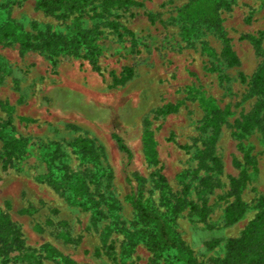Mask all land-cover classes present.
<instances>
[{
	"label": "rangeland",
	"instance_id": "374dc122",
	"mask_svg": "<svg viewBox=\"0 0 264 264\" xmlns=\"http://www.w3.org/2000/svg\"><path fill=\"white\" fill-rule=\"evenodd\" d=\"M191 1L90 0L79 10L48 13L37 7V0H0V22L11 17L34 35L72 37L80 26L96 29L105 40L98 68L84 56L85 49L54 63L46 52L22 54L18 42L0 41V122L11 119V125L0 127V207L21 227L28 247L49 244L78 264H150L153 253L144 243L122 262L123 234L113 231L105 237L104 229L140 226L132 204L139 193L137 175L148 178L144 199L160 204L152 177L160 166L174 192L191 186L187 198L200 210L181 211L174 226L201 263L224 258L229 240L239 237L259 211L264 131L240 133L234 121L259 98L250 80L264 63V0H225L219 9L228 44L240 60L235 66H227L225 42L217 30L201 22L193 26L180 13ZM151 14L158 16L154 22ZM112 24L121 32L132 31L137 43L129 42L128 33L120 38ZM175 44L180 50L172 49ZM209 100L229 111L211 151L221 160L222 173L199 167L198 154L208 135L200 127ZM169 103L180 107L161 113ZM150 132L158 165L146 156ZM115 134L129 152L119 148ZM18 137L34 144L4 170L3 139ZM79 138L89 141L87 157L75 147ZM55 148L59 153L50 162L47 153ZM243 170L249 180L237 194L246 209L229 224L225 210L236 196L230 177L239 178ZM204 205L206 216L201 214ZM112 242L114 250L106 247ZM19 257L9 264H37ZM40 264L59 263L45 259ZM156 264L167 263L161 258Z\"/></svg>",
	"mask_w": 264,
	"mask_h": 264
},
{
	"label": "trees",
	"instance_id": "16d2710c",
	"mask_svg": "<svg viewBox=\"0 0 264 264\" xmlns=\"http://www.w3.org/2000/svg\"><path fill=\"white\" fill-rule=\"evenodd\" d=\"M89 1L37 0V7L48 13L59 10L74 11L82 9ZM225 3V0H192L180 9V13L188 18L193 23V26L201 22V24H205L215 31L217 30L225 42L222 55L226 60L227 66H235L240 63V60L228 44L229 38H227L226 33L223 31L219 17V9ZM149 17L154 22L158 16L155 17L151 14ZM112 25L115 27L120 38L125 33H128L131 36L129 42L137 43V38L132 31L124 29V32H121L116 24ZM99 36L100 33L96 29L86 30L80 26L76 28V33L72 37L55 32L46 35L39 32L34 35L31 32L25 31L21 24L11 17L3 19L0 22V41L11 40L18 42L22 54L29 50L46 52L54 63L61 55H79L81 49H85L84 56L92 65L98 68V57L104 50L105 44L104 38H100ZM168 37L162 36V38ZM170 41H172L171 38ZM256 43L260 44L261 40L256 39ZM172 49L180 50V47L175 44L172 46ZM125 71L128 75H131L133 68L128 67ZM250 84L259 98L255 107L247 115L234 121V126L240 133H248L254 128L264 131V63L253 74ZM206 104V115L200 129L206 131L208 135L203 142L204 148L200 149L198 154L200 157L199 167L222 173L221 160L216 156L212 157L211 151L222 130L223 123L226 122V115L229 111L222 110L212 100H209ZM179 107V104L169 103L164 105L160 111L163 114H169L176 112ZM8 125H11V119H8L4 123L0 122V127L2 128ZM114 137L119 148L124 152H129V148L124 140L116 134ZM33 144L32 141L25 137L4 138L1 154L3 169L8 170L18 159L23 158ZM74 144L76 149L86 157L92 152L89 141L86 138L76 139ZM145 145L146 156L149 162L158 165V152L152 132L148 134ZM46 147L44 146V148ZM48 149V151L51 150L49 147ZM58 153V148L53 149L52 152H48L47 156L51 155H49V161L53 162ZM162 169L163 167L160 166L156 172L152 173V177H154L155 184L160 192L159 205H156L150 198L144 199L143 193L148 178L142 175L136 176L139 184V193L138 197L132 199V204L136 212L137 223L140 226L136 229L122 226L117 228V230H113L111 226H107L104 229L105 237L109 236L113 231L123 234L124 239L120 255L122 262L132 254L138 244L144 243L153 253L150 264H156L157 260L161 258H165L167 264H264V196L258 198L259 211L245 227L242 234L237 238L229 240L226 256L222 259L211 258L207 262L201 263L198 261L194 250L180 238L174 226L175 219L181 211L187 208L192 211L200 210L193 200L187 198L191 186L186 184L181 192H174L167 177L162 173ZM248 180L249 175L244 170L241 172L239 178L230 177L231 192L236 196L234 201L225 210V220L229 224L236 222L245 212V204L237 192L240 187L246 185ZM201 182L205 185L210 184V181L205 178H202ZM160 205H163L166 210L162 211ZM96 206H100L99 202L96 203ZM114 207L113 204L109 205L110 209H114ZM201 214L206 216L205 205L201 208ZM106 247L110 250H114L115 248L113 242L107 244ZM15 252L20 253V255L11 257V254ZM21 254L23 255V259L27 258L33 261L32 263L37 264L42 263L45 259L56 260L59 264H78L49 244L42 245L39 249L28 247L21 227L12 220L8 212L3 211L0 207V258L2 264H9L12 260L19 259Z\"/></svg>",
	"mask_w": 264,
	"mask_h": 264
}]
</instances>
